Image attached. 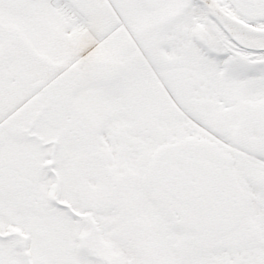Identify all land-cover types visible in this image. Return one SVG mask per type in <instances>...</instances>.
<instances>
[{
    "label": "snow or ice",
    "instance_id": "obj_1",
    "mask_svg": "<svg viewBox=\"0 0 264 264\" xmlns=\"http://www.w3.org/2000/svg\"><path fill=\"white\" fill-rule=\"evenodd\" d=\"M0 264H264V0H0Z\"/></svg>",
    "mask_w": 264,
    "mask_h": 264
}]
</instances>
